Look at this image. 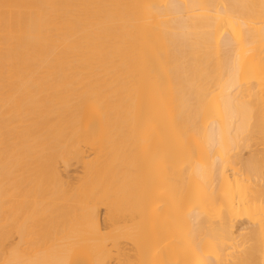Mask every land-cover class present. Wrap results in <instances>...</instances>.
Returning a JSON list of instances; mask_svg holds the SVG:
<instances>
[{
  "label": "bare ground",
  "instance_id": "6f19581e",
  "mask_svg": "<svg viewBox=\"0 0 264 264\" xmlns=\"http://www.w3.org/2000/svg\"><path fill=\"white\" fill-rule=\"evenodd\" d=\"M0 264H264V0H0Z\"/></svg>",
  "mask_w": 264,
  "mask_h": 264
},
{
  "label": "rangeland",
  "instance_id": "374dc122",
  "mask_svg": "<svg viewBox=\"0 0 264 264\" xmlns=\"http://www.w3.org/2000/svg\"><path fill=\"white\" fill-rule=\"evenodd\" d=\"M245 154H248V152L246 151ZM75 169H76V167H72L70 170L73 171V173H74ZM73 173H72V175L75 176V173L74 174ZM16 242H17V240L15 241V243Z\"/></svg>",
  "mask_w": 264,
  "mask_h": 264
}]
</instances>
